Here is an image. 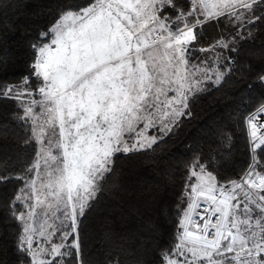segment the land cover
<instances>
[{"label":"snow or ice","instance_id":"6c2138e0","mask_svg":"<svg viewBox=\"0 0 264 264\" xmlns=\"http://www.w3.org/2000/svg\"><path fill=\"white\" fill-rule=\"evenodd\" d=\"M24 6L0 0V15ZM35 15L27 75L0 80V103L13 105L0 115V264L9 245L12 264H264V93L247 98L238 174L221 175L211 148L185 164L173 231L171 206L154 218L121 182L122 165L152 163L179 139L210 89H264V0H54L49 18L43 6ZM14 58L0 39V72ZM9 143L19 154L2 150ZM121 189L119 214L141 223L105 230L95 260L90 218Z\"/></svg>","mask_w":264,"mask_h":264},{"label":"trees","instance_id":"16d2710c","mask_svg":"<svg viewBox=\"0 0 264 264\" xmlns=\"http://www.w3.org/2000/svg\"><path fill=\"white\" fill-rule=\"evenodd\" d=\"M7 2L13 5L17 3L25 5L20 8L12 7L4 15H0V39L6 41L8 50L15 57L7 69L0 72V80L16 81L21 75H27L29 71L23 42L26 36L32 33L33 25L37 20L35 13L43 6L44 15L40 19L49 18L54 0H7ZM72 2L79 3L82 0H72ZM26 29L29 30L27 33ZM218 31L219 29H209V34L216 35ZM255 44L259 47L261 40L257 39ZM195 55L199 58L204 54L197 52ZM249 83L253 81L250 80ZM261 93H264V89L259 87L254 88L250 93L237 92L231 83L223 85L219 90L210 89L201 95L194 106V114L180 129L179 139L174 137L169 145L162 146L153 155L154 162L134 169L122 165L121 182L125 187H137L136 200L148 207L149 214L155 218V209L161 203L171 206L172 217L164 224L166 232L173 231L172 220L176 218V212L179 210V193L185 184L183 174L185 164L194 152L202 149L207 153L211 148L216 156L221 158L214 162V166L224 165L221 175H236L240 172L248 159L246 134L240 121L248 110L249 95L259 97ZM12 106L11 102L0 103V115H6ZM226 130L230 139L222 142L221 137ZM216 144H221V148H217ZM2 150L11 155L19 154V146L12 143L4 145ZM24 158L21 155V159ZM162 173L167 175L164 176ZM137 181H139L138 185ZM127 199L123 189L118 195L106 194V198L101 201L97 211L90 218L91 227L88 229L86 243L88 253L93 259L103 260L101 236L105 230L117 228L122 233L130 234L139 228L142 217L135 212H129L123 217L119 214L121 207L128 211L125 203ZM6 229L11 231L12 227L6 226ZM8 260L10 264L15 260L10 245Z\"/></svg>","mask_w":264,"mask_h":264},{"label":"rangeland","instance_id":"374dc122","mask_svg":"<svg viewBox=\"0 0 264 264\" xmlns=\"http://www.w3.org/2000/svg\"><path fill=\"white\" fill-rule=\"evenodd\" d=\"M195 54H196V53H195ZM195 54H194V55H195ZM195 56H196V55H195ZM196 57L198 58V56H196Z\"/></svg>","mask_w":264,"mask_h":264}]
</instances>
